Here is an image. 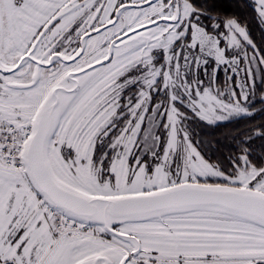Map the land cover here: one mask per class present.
I'll list each match as a JSON object with an SVG mask.
<instances>
[{"label": "snow or ice", "instance_id": "1", "mask_svg": "<svg viewBox=\"0 0 264 264\" xmlns=\"http://www.w3.org/2000/svg\"><path fill=\"white\" fill-rule=\"evenodd\" d=\"M236 7L0 0V264H264V146L195 131L264 114Z\"/></svg>", "mask_w": 264, "mask_h": 264}, {"label": "trees", "instance_id": "2", "mask_svg": "<svg viewBox=\"0 0 264 264\" xmlns=\"http://www.w3.org/2000/svg\"><path fill=\"white\" fill-rule=\"evenodd\" d=\"M249 5L252 4L248 0H237V7L230 9V11H238L242 14V17L248 21V28L252 38L257 44H262L264 43V39H262V27L264 26H259L253 19L255 13L252 8L248 7ZM259 107V104H257V111L253 117L234 119L224 122L216 128L197 124L195 131L198 133L199 139L211 142V151L206 154L211 155L213 160H215L221 157H227L233 150L238 152L239 143L234 137H240L241 140H245L251 144L252 149L255 150V154L259 155L261 147L264 146V141H261L254 133L252 141H247L246 137L241 135L242 133L250 132L253 128L259 127L261 123H264V114L258 111Z\"/></svg>", "mask_w": 264, "mask_h": 264}, {"label": "rangeland", "instance_id": "3", "mask_svg": "<svg viewBox=\"0 0 264 264\" xmlns=\"http://www.w3.org/2000/svg\"><path fill=\"white\" fill-rule=\"evenodd\" d=\"M252 5H254L255 0H248ZM218 78H219V83L221 84V86H223L224 80H225V75L223 72V69H221V71L218 73ZM237 91H239L237 89Z\"/></svg>", "mask_w": 264, "mask_h": 264}]
</instances>
